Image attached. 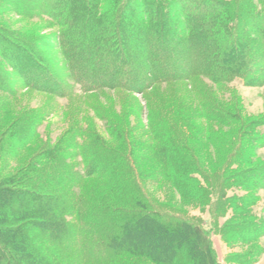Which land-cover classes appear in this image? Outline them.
Masks as SVG:
<instances>
[{"label": "trees", "instance_id": "trees-1", "mask_svg": "<svg viewBox=\"0 0 264 264\" xmlns=\"http://www.w3.org/2000/svg\"><path fill=\"white\" fill-rule=\"evenodd\" d=\"M0 1L21 17L47 19L58 30L65 77L71 84L58 78L31 47L34 39L24 42L16 36L0 42L3 61L16 67L26 87L69 97L76 86L89 92L143 91L200 78L217 84L264 83V0ZM3 61L0 88L12 93L4 82L10 77ZM232 117L220 108L210 109L212 121L229 124ZM16 122L18 131L0 137L1 149L13 148L14 154L34 143L41 124L30 115ZM157 126L165 128L163 123ZM114 129L112 133L117 125ZM80 130L79 136L71 134L55 146L44 141L33 161L22 162L13 172L1 162L0 264H220L215 234L249 243L264 233V221L250 209V200L232 192L255 186L254 176L243 173L246 163L261 160L255 149L262 144L264 129L250 133L248 155L242 153L238 162L231 155L219 172L199 166L178 138L174 142L167 136L153 147L163 177L182 198L207 208L211 222L156 204L129 154L89 138L86 128ZM73 147L85 173L67 161ZM85 174L108 175L106 190L71 191L85 184Z\"/></svg>", "mask_w": 264, "mask_h": 264}, {"label": "rangeland", "instance_id": "rangeland-1", "mask_svg": "<svg viewBox=\"0 0 264 264\" xmlns=\"http://www.w3.org/2000/svg\"><path fill=\"white\" fill-rule=\"evenodd\" d=\"M235 11L232 10L233 13ZM57 34L58 30L47 19L23 18L0 1V42L13 40L16 36L23 41L34 39L36 45L31 47L42 55L48 66L52 65V71L58 78L66 79ZM139 49L136 50L140 52ZM3 59L0 55V62ZM3 65L10 77V82H4L13 88V92L0 88V137L2 134L3 139L8 137L11 129H14L13 133L18 131L19 122L16 121L23 115L37 117L41 124L34 143L21 147L17 154H14L16 150L13 148L11 152H5L0 147V164L5 161V165L13 167V172L22 162L33 161L44 141L55 146L71 134L79 136L80 129L86 128L91 133L89 138H97L102 144L121 148L130 155L141 185L156 204L203 217L207 222L212 221L208 209L182 198L170 179L163 177L162 165L153 155V147L162 144L167 136L172 137L174 142L178 138L187 146L189 153L195 155L199 166L210 173L219 172L229 163L231 155L234 162L241 161L244 158L242 153L246 147L249 148L250 133L264 129V83L246 85L235 80L217 84L200 78L159 84L143 91L104 88L89 92H83L76 86L71 96L62 97L26 87L16 67L9 66L5 61ZM67 79L71 84L72 81ZM218 108L232 113L229 124L211 120L210 109L214 111ZM14 123L16 126L12 128ZM159 123L165 124V128L157 126ZM114 125L118 128L116 133H112ZM4 132L7 133L4 135ZM76 152L73 147V157L68 156L67 161L75 165L79 173H85L83 162ZM255 152L261 160L256 164L246 163L243 173V177L254 176L252 182L255 186L247 191L235 189L232 192L250 200L253 204L250 209L264 221V174L259 173L264 167V139ZM85 175V184L71 191L90 194L106 190L108 175ZM227 217L221 219V224ZM213 240L220 264H264V233L249 243L223 234H215ZM4 245L8 243L4 241ZM50 259L59 263L56 257Z\"/></svg>", "mask_w": 264, "mask_h": 264}]
</instances>
